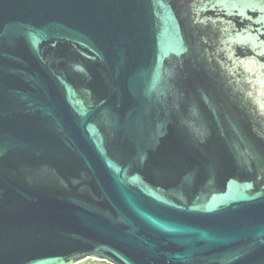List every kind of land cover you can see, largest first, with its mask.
<instances>
[{"label": "water", "instance_id": "water-1", "mask_svg": "<svg viewBox=\"0 0 264 264\" xmlns=\"http://www.w3.org/2000/svg\"><path fill=\"white\" fill-rule=\"evenodd\" d=\"M252 5L0 0V264H264Z\"/></svg>", "mask_w": 264, "mask_h": 264}, {"label": "flooded vegetation", "instance_id": "flooded-vegetation-1", "mask_svg": "<svg viewBox=\"0 0 264 264\" xmlns=\"http://www.w3.org/2000/svg\"><path fill=\"white\" fill-rule=\"evenodd\" d=\"M258 2L262 3V5H264V0H258ZM256 7V8H254ZM262 9V10H261ZM247 10L252 11V10H256L258 11V15L262 17V19L264 20V16H262L264 14V9L262 7H259L258 5H252L251 7L248 6L247 7ZM253 12V11H252ZM254 14V13H253ZM243 15V14H242ZM241 19H244L243 16L242 17H239L238 18V21L241 23ZM248 18H246L245 20H247ZM248 21V20H247ZM234 24L237 23V21H232ZM219 24V27H218V31H217V36L219 33H221L224 29H223V26L226 25L223 21H220L218 22ZM209 36H213V32H210ZM214 39V38H213ZM251 43H252V38L251 39H248ZM247 51V52H246ZM247 53H250V54H256L259 56V52H255L254 50H252V48L250 49L249 47H246V49L244 47L241 46V48L239 49V55H243V56H248ZM263 60H264V57H262ZM242 63V62H241ZM242 65V64H241ZM240 65V67L242 68V66ZM91 89L93 91V98L96 99L97 97L101 96L100 94H98L97 90H94V87L91 86ZM103 97V96H102ZM263 159V158H262ZM264 161V160H263ZM256 165H254V167H252V169H248V170H243L242 173H245L247 176L249 175H252L253 173L258 176V175H263L264 176V162L259 165L257 167V169L255 168ZM258 179V178H257Z\"/></svg>", "mask_w": 264, "mask_h": 264}, {"label": "trees", "instance_id": "trees-1", "mask_svg": "<svg viewBox=\"0 0 264 264\" xmlns=\"http://www.w3.org/2000/svg\"><path fill=\"white\" fill-rule=\"evenodd\" d=\"M206 14H203L202 15V19L201 20H197L196 22H195V24H197L199 27H200V30L203 32V34H208L209 33V21H205V20H203L206 16H205ZM197 18H199V16L197 17ZM237 23H240L239 21H237ZM222 36V32L221 33H219L218 34V38H220ZM207 51H208V48L206 49ZM224 82L226 83V78L224 77ZM227 85L229 86V87H231V85L229 84V83H227Z\"/></svg>", "mask_w": 264, "mask_h": 264}, {"label": "rangeland", "instance_id": "rangeland-1", "mask_svg": "<svg viewBox=\"0 0 264 264\" xmlns=\"http://www.w3.org/2000/svg\"><path fill=\"white\" fill-rule=\"evenodd\" d=\"M78 264H113L105 259L95 258V257H87L82 262Z\"/></svg>", "mask_w": 264, "mask_h": 264}]
</instances>
